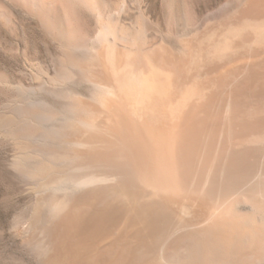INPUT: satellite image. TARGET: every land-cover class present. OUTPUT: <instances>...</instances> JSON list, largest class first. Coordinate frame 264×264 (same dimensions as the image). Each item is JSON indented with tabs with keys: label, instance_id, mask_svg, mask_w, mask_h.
Segmentation results:
<instances>
[{
	"label": "bare ground",
	"instance_id": "6f19581e",
	"mask_svg": "<svg viewBox=\"0 0 264 264\" xmlns=\"http://www.w3.org/2000/svg\"><path fill=\"white\" fill-rule=\"evenodd\" d=\"M7 1L61 50L46 95L0 73L35 263L264 264V0L204 22L193 0H161L158 41L110 0ZM14 15L0 0V22Z\"/></svg>",
	"mask_w": 264,
	"mask_h": 264
},
{
	"label": "rangeland",
	"instance_id": "374dc122",
	"mask_svg": "<svg viewBox=\"0 0 264 264\" xmlns=\"http://www.w3.org/2000/svg\"><path fill=\"white\" fill-rule=\"evenodd\" d=\"M3 1L14 9L15 15L9 25L0 22V73L12 85L23 83L35 86L39 83L40 93L46 95L50 91L47 80L50 76L57 75L59 68H62L59 63V45L30 14L14 7L7 0ZM160 1L128 0L126 6H120L119 0H110V3L115 20L119 16L122 25L134 32L142 29L147 39L158 41L164 26ZM193 4L199 21L204 22L221 11L224 0H193ZM79 15L80 28L91 36L94 35L96 27L98 28L95 18L86 11H80ZM2 89L0 88L1 107L15 92L14 89ZM10 154V145L0 140V264H36L31 254L22 248L15 232V226L26 212V198L8 166Z\"/></svg>",
	"mask_w": 264,
	"mask_h": 264
}]
</instances>
